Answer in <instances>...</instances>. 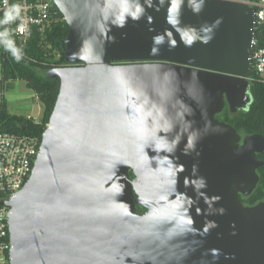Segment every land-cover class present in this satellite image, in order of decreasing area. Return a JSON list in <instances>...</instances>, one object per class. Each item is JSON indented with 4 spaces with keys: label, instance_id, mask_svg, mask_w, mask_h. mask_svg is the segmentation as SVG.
<instances>
[{
    "label": "water",
    "instance_id": "obj_1",
    "mask_svg": "<svg viewBox=\"0 0 264 264\" xmlns=\"http://www.w3.org/2000/svg\"><path fill=\"white\" fill-rule=\"evenodd\" d=\"M51 1L66 65L9 264H264V202L239 199L264 136L215 118L251 102L252 0Z\"/></svg>",
    "mask_w": 264,
    "mask_h": 264
},
{
    "label": "trees",
    "instance_id": "obj_2",
    "mask_svg": "<svg viewBox=\"0 0 264 264\" xmlns=\"http://www.w3.org/2000/svg\"><path fill=\"white\" fill-rule=\"evenodd\" d=\"M67 33L68 27L61 14L56 8H53L50 21L43 28L34 29L31 39L23 49L18 53L0 54L5 92L11 90L15 82L22 81L26 88L32 91L42 107V115L38 121L10 115L5 107L0 113L1 131L42 137L59 90V80L46 78V72L66 65L64 39ZM256 40H259L258 33ZM249 84L251 102L247 110L233 114L225 107L215 118L229 124L239 134L264 136V82L252 73ZM257 174L259 181L251 194L248 196L239 195L244 206H254L259 202H264V168L257 169ZM129 176L131 179L133 178L131 173ZM136 210L138 213L144 212V209L137 204Z\"/></svg>",
    "mask_w": 264,
    "mask_h": 264
},
{
    "label": "built area",
    "instance_id": "obj_3",
    "mask_svg": "<svg viewBox=\"0 0 264 264\" xmlns=\"http://www.w3.org/2000/svg\"><path fill=\"white\" fill-rule=\"evenodd\" d=\"M247 4L254 9L255 30L259 35L252 54V73L264 82V0ZM53 8L51 0H0V54L23 49L34 29L43 28L50 21ZM5 93L0 62V113L6 107ZM40 144L41 138L35 135L0 130V264H9L10 260L8 202L29 179Z\"/></svg>",
    "mask_w": 264,
    "mask_h": 264
},
{
    "label": "rangeland",
    "instance_id": "obj_4",
    "mask_svg": "<svg viewBox=\"0 0 264 264\" xmlns=\"http://www.w3.org/2000/svg\"><path fill=\"white\" fill-rule=\"evenodd\" d=\"M6 110L10 115L39 120L42 115L41 103L24 82L17 81L14 87L5 93Z\"/></svg>",
    "mask_w": 264,
    "mask_h": 264
},
{
    "label": "flooded vegetation",
    "instance_id": "obj_5",
    "mask_svg": "<svg viewBox=\"0 0 264 264\" xmlns=\"http://www.w3.org/2000/svg\"><path fill=\"white\" fill-rule=\"evenodd\" d=\"M225 107H227V108L229 109V107H228V105H227L226 103H225L224 108H225ZM247 108H248V105H247L246 109L238 108V109H236L234 112H231L230 110H229V111H230L231 113L234 114V113H237V112L246 111ZM221 112H222V111H221ZM221 112H220V113H221ZM217 120H219V119H217ZM219 121H220V120H219ZM238 134H239V133H238ZM239 135H240V137H241V140L245 137V135H243V134H239ZM261 157H262V158H261ZM263 157H264V156L258 155V159L261 160V161H264Z\"/></svg>",
    "mask_w": 264,
    "mask_h": 264
},
{
    "label": "clouds",
    "instance_id": "obj_6",
    "mask_svg": "<svg viewBox=\"0 0 264 264\" xmlns=\"http://www.w3.org/2000/svg\"><path fill=\"white\" fill-rule=\"evenodd\" d=\"M14 7H18V6H14ZM6 16H7V14H6Z\"/></svg>",
    "mask_w": 264,
    "mask_h": 264
}]
</instances>
